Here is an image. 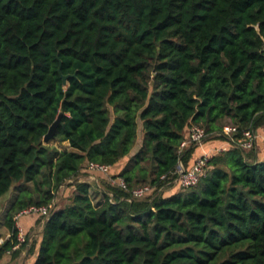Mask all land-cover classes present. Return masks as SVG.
I'll return each mask as SVG.
<instances>
[{
    "label": "trees",
    "instance_id": "16d2710c",
    "mask_svg": "<svg viewBox=\"0 0 264 264\" xmlns=\"http://www.w3.org/2000/svg\"><path fill=\"white\" fill-rule=\"evenodd\" d=\"M226 121L264 126V0H0V260L35 250L16 216L45 206L30 264H264V156L231 144L173 180L189 126Z\"/></svg>",
    "mask_w": 264,
    "mask_h": 264
},
{
    "label": "built area",
    "instance_id": "2783aa9c",
    "mask_svg": "<svg viewBox=\"0 0 264 264\" xmlns=\"http://www.w3.org/2000/svg\"><path fill=\"white\" fill-rule=\"evenodd\" d=\"M217 132H219L220 135L224 137L225 144H226L225 147L221 146L220 149L217 150V152L222 149L227 148L231 144L236 145L242 149L255 148L256 142L259 136H261L262 139L264 140V126H261L258 129L257 128L256 129H250V128L243 129L240 132L241 134L237 135L236 134L237 128L235 126L231 124H225L223 125L221 131H217ZM217 132L207 133L202 126L198 124H192L187 129L185 137L181 140L179 144V151H181L183 148H185L188 145H200L204 141V139L208 138L207 136H211V135L214 136ZM211 154L205 151L202 152V154L199 157H197L193 162H191L188 167H185V165H183L182 162L179 161L174 170V173L176 176L174 177L173 180L182 187H188V186L195 185L198 182L199 176L203 172L204 166L206 165V161L208 160ZM87 167L90 171L98 170L105 174H108V170H109L108 169L109 166L100 165V164L93 163V162L87 163ZM118 184L121 187H125L122 179H119ZM149 189H150V186L145 185V186L134 189L132 193L135 196H142L147 191H149ZM23 212H36V213H42L46 215L48 213V208L45 206H41V207L31 206L29 208L22 210L20 213H23ZM18 229H19L18 230L19 241H24L26 238L25 234L19 227ZM17 246L18 244H16L14 247H17Z\"/></svg>",
    "mask_w": 264,
    "mask_h": 264
},
{
    "label": "crops",
    "instance_id": "0c3cea01",
    "mask_svg": "<svg viewBox=\"0 0 264 264\" xmlns=\"http://www.w3.org/2000/svg\"><path fill=\"white\" fill-rule=\"evenodd\" d=\"M141 129V125H140ZM139 129V140H141V130ZM139 143H137L138 146ZM214 143L209 142L206 146H211ZM60 147H68V142H63L60 144ZM225 147V146H223ZM204 149L203 143L201 145H197L190 160L189 164L193 162L197 157H199ZM255 150L258 153L259 157L264 156V140L262 139L261 136L258 137L257 142H256V147ZM86 166V164H85ZM117 165L112 166L109 168V170H116ZM91 172V171H89ZM100 172V171H99ZM89 177L94 178L91 173H85L81 172L78 176L79 179L81 180H90ZM16 187H12L5 195L0 197V244L6 240L10 232L6 228V226L3 224V219L5 215V211L7 207L9 206L10 202L14 198L16 192L14 190ZM14 192V193H13ZM40 215L37 214L36 212H23L18 214L17 219H16V224L17 226L24 232V234H28V245L31 242L35 243V250L32 252H28L27 249H24L21 254L16 256L15 258H11L10 253H6L0 260V264H30L34 260L36 256V245L37 242L39 241V234L42 230V221L39 220ZM27 245V247H28Z\"/></svg>",
    "mask_w": 264,
    "mask_h": 264
},
{
    "label": "rangeland",
    "instance_id": "374dc122",
    "mask_svg": "<svg viewBox=\"0 0 264 264\" xmlns=\"http://www.w3.org/2000/svg\"><path fill=\"white\" fill-rule=\"evenodd\" d=\"M225 124H229V122L226 121V122H224L223 125H225ZM219 135H220V133L217 132L214 136L213 135L207 136L208 138L204 139V141L202 142L203 145H204L203 152L205 151V152L211 154V153L217 152V150H219L221 146H226L225 139H223V137H220L219 138ZM54 142L55 141H53V140H48V143H54ZM209 142L214 143V144H212L211 146H206ZM91 173H93L91 175L94 178L89 177L90 181H92L93 179L99 181L101 179V177L104 178V177L108 176L107 174L102 173V172H99V171H94V172H91ZM64 188H65L64 185L63 186H60L59 191L62 190V192H63ZM14 191L16 192V190H14ZM59 195H60V193H59ZM62 199L63 198H61V197L60 198H56V201H58V203H61L62 202Z\"/></svg>",
    "mask_w": 264,
    "mask_h": 264
},
{
    "label": "water",
    "instance_id": "95a60500",
    "mask_svg": "<svg viewBox=\"0 0 264 264\" xmlns=\"http://www.w3.org/2000/svg\"><path fill=\"white\" fill-rule=\"evenodd\" d=\"M58 69L60 70V65L58 67ZM68 74H61L62 77V81L65 82V79L68 77ZM62 112H59V114L57 115V117L53 120V122L50 124L49 129L47 131V133L43 136V140L44 141H48L52 136L53 133L55 131V128L57 126V124L59 123L60 117H61Z\"/></svg>",
    "mask_w": 264,
    "mask_h": 264
}]
</instances>
